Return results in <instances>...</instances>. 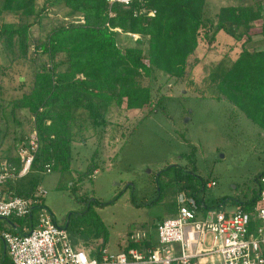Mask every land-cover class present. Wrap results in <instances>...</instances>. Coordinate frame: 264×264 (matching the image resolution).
I'll list each match as a JSON object with an SVG mask.
<instances>
[{
  "label": "rangeland",
  "instance_id": "obj_1",
  "mask_svg": "<svg viewBox=\"0 0 264 264\" xmlns=\"http://www.w3.org/2000/svg\"><path fill=\"white\" fill-rule=\"evenodd\" d=\"M230 2L264 10V0H206L204 20L215 21L218 9L231 7ZM38 6L42 8L44 0ZM66 13L45 11L41 26L33 25L34 39L44 40L53 28L69 23ZM4 19L18 22L12 14L6 13ZM71 21L85 22L83 17ZM115 32L121 49L137 47L142 39ZM204 34L191 59L196 66L186 78L176 80L156 71L145 82L150 84L151 105L142 111L127 110L125 105L114 108L107 126L94 128L89 121L75 131L69 171L32 173L17 182L27 184L35 176L37 187L46 192V212L87 254L103 247L112 254L124 252L138 233H151L158 240V224L174 217L175 177L186 173L196 174L200 183H216L202 194L209 205L225 198H250L253 179L264 170V131L229 101L217 98L213 69L225 60L235 61L244 47L250 52L263 50L264 22L253 23L250 42L221 31L210 45ZM30 57H35L34 46ZM34 66L30 59L11 62L0 41V161L15 157L34 131L31 113L13 109L14 100L23 94L19 82H27V88L32 84ZM93 157L98 169L88 176ZM232 206L228 209L237 205ZM9 227L8 221L0 220V234ZM11 263L0 238V264Z\"/></svg>",
  "mask_w": 264,
  "mask_h": 264
},
{
  "label": "trees",
  "instance_id": "obj_2",
  "mask_svg": "<svg viewBox=\"0 0 264 264\" xmlns=\"http://www.w3.org/2000/svg\"><path fill=\"white\" fill-rule=\"evenodd\" d=\"M38 3L39 0H0V41L7 56L13 63L30 59L35 65L32 84L27 88V82H19L18 89L23 94L13 102L14 110H28L35 120L40 147L33 175L46 172V166L51 171H69L74 133L83 130L87 122L94 128L105 127L114 108L125 105L127 110L142 111L151 105L150 84L145 82L156 71L176 80L186 78L196 66L191 59L199 47L202 31L210 45L221 31L237 41L246 38L250 42L253 23L264 22V10L249 5L224 7L215 21L204 20L206 0H135L129 8L118 4L110 7L107 0H44L42 8ZM143 8L155 11V16L140 13ZM52 9L66 10L69 23L53 28L44 40L34 39L33 25L38 22L40 27L43 13ZM6 13L17 16L18 22H5ZM78 17L85 22L71 21ZM115 29L142 39L137 47L121 49ZM32 46L35 57L29 58ZM144 46L148 47L146 51ZM44 57L46 62L42 63ZM213 71L217 98L229 101L264 131V49L250 52L244 47L235 61L225 60ZM93 160L94 157L85 173L88 176L98 169ZM8 162L17 169L21 167L18 158L10 157ZM171 168L175 166L168 170ZM263 175L264 170L254 177L255 188L245 201L239 197L225 198L209 205L204 197L200 198L208 184L198 182L199 177L193 172L175 177V194L186 192L201 207L218 208L231 202L248 211L258 201L257 184ZM36 183L32 176L27 184L13 187V193L30 197L37 189ZM176 214L175 205L173 215ZM16 223L22 226L29 220ZM143 245L146 249L156 247L150 241L142 245L131 243L124 252L141 250ZM103 249L106 247L95 249L91 256L101 259Z\"/></svg>",
  "mask_w": 264,
  "mask_h": 264
},
{
  "label": "built area",
  "instance_id": "obj_3",
  "mask_svg": "<svg viewBox=\"0 0 264 264\" xmlns=\"http://www.w3.org/2000/svg\"><path fill=\"white\" fill-rule=\"evenodd\" d=\"M134 1L107 0V4L129 8ZM140 13H148L149 17L156 14L144 8ZM132 35L137 40L141 38ZM39 147V136L34 130L19 150L20 169L8 160L0 162V220L10 225L0 238L13 264H264V175L257 184L258 201L253 209L245 211L237 205L229 210L233 207L230 203L218 208L201 207L196 198L181 192L176 200L177 214L157 226L158 243L154 249H129L119 254L103 249L101 259H97L76 248L67 230L46 212L44 190L37 187L27 198L9 191L8 185L33 173ZM51 172L46 166V173ZM215 185L212 182L207 187ZM25 219L29 223H16ZM147 238V234L138 233L132 241L141 244Z\"/></svg>",
  "mask_w": 264,
  "mask_h": 264
},
{
  "label": "crops",
  "instance_id": "obj_4",
  "mask_svg": "<svg viewBox=\"0 0 264 264\" xmlns=\"http://www.w3.org/2000/svg\"><path fill=\"white\" fill-rule=\"evenodd\" d=\"M243 2H244V0H243ZM243 2H241V3H243ZM230 3H231L233 6H236V5H237V4H236V5L233 4V2H230ZM231 4H230L229 6H232ZM238 5H239V4H238ZM241 5H242V4H241ZM250 5H253V4L251 3ZM221 8H223V7H220V8L218 9V11H220ZM205 12H206V7H205ZM220 33H221V32H219V33L217 34V36L220 35ZM217 36H216V37H217ZM238 57H239V56H238ZM238 57H237V58H238ZM14 156H15V158H18V154H15ZM2 161H3V160H2ZM2 161H1V162H2ZM96 171H97V170H96ZM208 184H210V183H208ZM13 187H18V183L16 182V183H14V184L11 183L10 185H8V189H9L10 191H12V192H14V190H12ZM176 200H177V199H176ZM151 235H152L151 233H150V234H147L148 238H147V240H145L144 242H146V241H150L153 245L157 246L158 240L154 241ZM144 242H142V243L139 244V245H142ZM72 243H73V245H74L76 248H79V249H82V250L84 249V248H81V246L76 245V243H75L74 241H73ZM143 249H146V248L144 247V245H143V248H142L141 250H143ZM152 249H153V248H152ZM91 253H92V252H91ZM12 264H13V263H12Z\"/></svg>",
  "mask_w": 264,
  "mask_h": 264
},
{
  "label": "water",
  "instance_id": "obj_5",
  "mask_svg": "<svg viewBox=\"0 0 264 264\" xmlns=\"http://www.w3.org/2000/svg\"><path fill=\"white\" fill-rule=\"evenodd\" d=\"M21 80H23V78Z\"/></svg>",
  "mask_w": 264,
  "mask_h": 264
}]
</instances>
